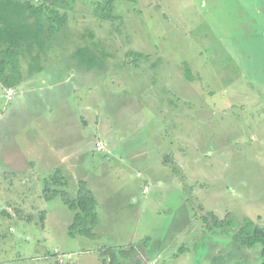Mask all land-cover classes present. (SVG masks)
<instances>
[{
  "label": "rangeland",
  "instance_id": "1",
  "mask_svg": "<svg viewBox=\"0 0 264 264\" xmlns=\"http://www.w3.org/2000/svg\"><path fill=\"white\" fill-rule=\"evenodd\" d=\"M27 1L56 8L0 0L23 79L0 81V264H263L237 238L264 227V0H67L58 34ZM55 166L70 198L89 182L96 239L61 196L31 209L21 179Z\"/></svg>",
  "mask_w": 264,
  "mask_h": 264
},
{
  "label": "trees",
  "instance_id": "2",
  "mask_svg": "<svg viewBox=\"0 0 264 264\" xmlns=\"http://www.w3.org/2000/svg\"><path fill=\"white\" fill-rule=\"evenodd\" d=\"M65 2H67V0H51L52 6L56 7L52 10L47 8L45 3L39 5L34 4L35 6H39V8H36L32 3L27 1L26 6L36 16L39 15V17L43 15V12L49 10L52 13V15L48 17L49 30L58 34L62 29H64L67 17L65 15L60 16L56 12V9L63 7V3ZM55 22H57L59 25L55 26ZM18 57L19 52L17 48L13 46H9L0 50V81L5 85L6 88L11 89L23 81L21 75L10 76L7 74L10 68L13 70V73L16 72L15 69ZM186 76L189 77V79L192 78L189 68L186 69ZM10 175L14 176L13 174ZM43 182L44 184L41 195L45 201L49 202L61 196L65 204L68 205L70 210L75 213V219L69 227L70 235L73 237L82 235L92 239L96 238L95 229L99 223L97 212L98 203L94 193L87 187V184L83 181L80 182L77 196L75 198H70L67 195V192L63 190L68 188V181L65 179L60 170L56 171L55 174L49 178H45ZM40 217L42 224H44L45 212H42ZM214 220H217V218L214 217ZM249 227L250 229L246 231L244 228L241 229L240 236L237 238V241L248 248L261 245V254L264 264V227L255 225L253 222L250 223ZM119 253L121 254L122 250H119ZM109 254L111 256V253Z\"/></svg>",
  "mask_w": 264,
  "mask_h": 264
},
{
  "label": "crops",
  "instance_id": "3",
  "mask_svg": "<svg viewBox=\"0 0 264 264\" xmlns=\"http://www.w3.org/2000/svg\"><path fill=\"white\" fill-rule=\"evenodd\" d=\"M1 9V8H0ZM23 85V84H22ZM51 87H52V85H50ZM42 86L40 85L39 87L38 86H36L32 91L36 94V90H39V91H41L39 88H41ZM53 88V87H52ZM16 96V93L13 95V98ZM13 98H12V100L11 101H13ZM6 99H7V93H6ZM46 109H47V107H46ZM98 119L96 118V121H95V123H96V125L98 126V124H100V122H99V120L97 121ZM83 122H84V124H88L89 122H87V121H85L84 119H83ZM97 129V128H96ZM98 130H99V128H98ZM97 139H100V138H97ZM97 139H95V140H92L91 141V149H92V152H93V154H98V153H94V146L96 147L97 145L95 144V142H96V140ZM50 147L52 148V149H54V147L52 146V145H50ZM20 152V151H19ZM40 158L38 157V156H36V158H35V161H33V162H31V163H28V164H25V165H27V167H30V169H31V167L33 166H36L37 165V160H39ZM41 160V159H40ZM65 165H67V164H65ZM53 166V165H52ZM51 166V167H52ZM20 167V166H19ZM18 167V169L19 170H24L25 169V167H22V168H19ZM60 166H58V167H54L53 168V171H61L62 172V169H60L59 168ZM59 168V169H58ZM50 170H51V168H50ZM67 170H69V167L67 168ZM66 170V171H67ZM65 171V172H66ZM15 173H13V175H14ZM55 174V173H54ZM63 174V173H62ZM16 179L17 178H19V176L16 174ZM26 176H28V175H26ZM63 176L65 177V179L68 181V179H67V174L66 175H64L63 174ZM35 177H37L36 179H37V188H41V190H39V194L38 195H36V198L35 199H38V201L40 200V203H41V205H40V207L38 206H35V205H32L33 207L31 208V209H33V211H35L36 209H40L39 211H40V213L39 214H41L42 212H45V220H46V214H47V211L45 210V207H46V203H48L47 201H45L43 198H42V190H43V184H44V182H43V180L45 179L44 177H42L40 174H38V173H36V175H29L28 177H23L22 179H21V182L24 184V185H26L28 188L29 187H33V182L35 181ZM15 178V177H14ZM41 181H42V184L40 185V183H41ZM81 182L83 181V182H85L86 184H87V187L89 188V182L86 180V179H83V180H80ZM80 184V183H79ZM68 186H69V181H68ZM90 189V188H89ZM91 190V189H90ZM95 195V194H94ZM96 197V196H95ZM97 199V198H96ZM53 201V200H52ZM49 202H51V201H49ZM97 203H98V201H97ZM37 211V210H36ZM38 211V212H39ZM38 215V214H37ZM45 222V221H44ZM43 227H44V225H43ZM95 234H96V232H95ZM97 236V235H96ZM96 239V238H95ZM134 250H135V248H134ZM1 262H4V263H2V264H7L8 262L7 261H4V260H1Z\"/></svg>",
  "mask_w": 264,
  "mask_h": 264
},
{
  "label": "built area",
  "instance_id": "4",
  "mask_svg": "<svg viewBox=\"0 0 264 264\" xmlns=\"http://www.w3.org/2000/svg\"><path fill=\"white\" fill-rule=\"evenodd\" d=\"M13 95H14V91H13L12 89H9V90L7 91V98H8L9 100H12ZM97 149L102 150V146H101L100 143L97 144Z\"/></svg>",
  "mask_w": 264,
  "mask_h": 264
}]
</instances>
